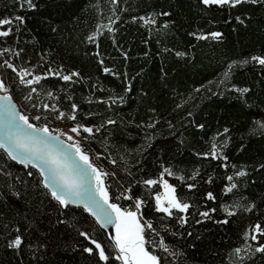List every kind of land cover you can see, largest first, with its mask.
I'll return each instance as SVG.
<instances>
[{"label":"trees","instance_id":"1","mask_svg":"<svg viewBox=\"0 0 264 264\" xmlns=\"http://www.w3.org/2000/svg\"><path fill=\"white\" fill-rule=\"evenodd\" d=\"M22 3L0 0V18L24 17L8 37H0V52L9 50L0 55V80L30 122L64 133L77 124L93 127L87 140L81 132L83 149L109 173L105 182L114 202L135 210L134 200H115L127 188L144 201L142 222L155 229L145 232L148 250L161 264H264V253L254 251L258 242L250 238L251 248L234 254L244 247L245 231L257 222L264 228V66L251 60L264 57V2L230 7L201 0H32L34 8ZM214 32L222 35L214 39ZM5 60L27 69L31 75L25 80L50 69L79 76L63 81L48 75L28 86ZM245 60L249 63H241ZM31 87L37 92L27 100ZM44 104L68 115L76 104V120L56 119L58 113L45 111ZM37 115L40 123L32 121ZM213 144L220 158L212 157ZM164 168L173 175L163 179L192 205L187 213L173 210L166 217L155 210L162 183L149 187L143 181L160 179ZM238 171L246 175L238 177ZM41 179L36 169H25L0 150V264H104L95 252L83 251L94 246L80 231L114 257L112 242L95 220L82 208H61ZM230 183L237 188L226 194ZM188 184L195 187L189 190ZM208 192L215 201L206 199ZM253 204L251 212L243 211ZM222 206L237 211L227 225L214 223L226 218ZM213 208L211 220L199 215ZM179 216L187 219L183 226ZM16 235L24 240L20 249L8 246ZM161 239L169 252L160 247ZM258 241L264 243V237Z\"/></svg>","mask_w":264,"mask_h":264},{"label":"snow or ice","instance_id":"2","mask_svg":"<svg viewBox=\"0 0 264 264\" xmlns=\"http://www.w3.org/2000/svg\"><path fill=\"white\" fill-rule=\"evenodd\" d=\"M117 0H113L116 3ZM264 2V0H201V3L205 6H225L236 7L242 3L257 4ZM27 5L28 8H34L35 5L32 0H23L21 7ZM162 15H169L168 13H162ZM135 19V18H134ZM145 23H155L154 20L145 19ZM239 19V18H237ZM24 23V17L15 16L13 18H0V37H8L13 32V25H19ZM7 26V27H5ZM167 27V25H165ZM18 30V28H17ZM112 31L111 28L108 29ZM222 34L218 32L211 33L212 38H219ZM199 39H205L206 37H198ZM88 39L94 40L95 34L89 36ZM9 51L4 49L3 52ZM0 52V55H3ZM99 55V53H97ZM177 55H183V53H177ZM251 60L264 66V57L253 56ZM103 63V61H100ZM241 63H249L248 60L242 61ZM4 65L16 72L20 78V82L28 86L34 83H39L42 79H46L48 75L60 76L59 72H52L44 75L34 76L32 79L25 80L24 77L31 75L27 69L18 70L12 63L7 60L4 61ZM235 62L228 65V69L223 73L224 79L220 83H224V80L228 79L232 67ZM105 73L110 72L108 68L104 69ZM74 76H79V73L73 72L70 75H62L60 78L63 81H71ZM199 90V89H198ZM8 87L3 80H0V92L8 93ZM242 93L248 91L247 88L239 90ZM35 87L30 88V93L25 99L31 100L32 93H36ZM49 97L53 96V93H48ZM70 99V98H69ZM122 99V98H121ZM0 101L6 103H0V150L7 155L12 161L17 162L24 166L25 169L31 167L36 169L41 179V184L44 189L50 194L51 198L55 200L61 208L67 209L70 206L83 209L84 212L88 213L95 219V222L101 228H107L109 225H114L115 235L109 237L112 241V247L116 250V255L111 256L106 251V246H103L95 238H93L88 232L80 231L79 235L85 240H88L93 247H86L83 249L84 252L89 255H93L94 252L98 255V259L104 264H109L111 259L119 261L120 264H161V257L150 252L146 247L150 242L146 239V230H151L155 233V229L151 222L144 221L141 223L143 217L139 215L140 209L144 201L142 199L133 197L131 195V188L125 189L119 195L115 197V200L121 199L134 200L135 210L130 208H124L119 203L111 202L112 197L109 194L108 185L105 184V178L109 173L103 171L99 166L93 163L90 155L85 151L79 140H76L73 135L60 132L59 135H54L53 132L59 131L56 129H50L47 124L37 127L31 123L29 116L16 110L15 105L11 103L12 97L9 94L0 96ZM115 102V101H113ZM36 107V105H33ZM43 108L45 111H52L58 113L56 119L63 120L65 118L69 120H76V111L78 106L72 104L71 114L68 115L63 111H60L55 105L51 107L48 104H44ZM36 121H40L42 116L37 115L32 117ZM107 124H115L116 121L108 120ZM154 124L148 125V127H154ZM200 127H203L202 125ZM75 136H80L81 132L87 133L88 136H84L83 139L87 140L89 136L94 135L93 127L84 126L77 124L76 126L69 129ZM100 128H96L95 132H99ZM225 133L228 129L224 130ZM64 135L71 143L65 144L64 141L60 140V136ZM212 157L220 158L216 155V145H212ZM207 156L208 154H204ZM97 159L100 157L97 156ZM226 159V158H225ZM112 164H115V160H111ZM226 166V165H225ZM264 168V165H261ZM167 173L169 176L173 175L169 168H164L160 175V179H146L143 184L146 186H156L158 184L163 185L165 194L163 198L160 194L155 196L157 212L163 213L166 217L173 215V210L179 213H187L192 207L191 204L182 201L176 196V189L170 185L167 180L163 179L164 174ZM199 173H195L191 179H195V176ZM31 176L32 172H28ZM114 175V173L112 174ZM245 171H238L236 176L244 177ZM183 180V177H180ZM229 182L233 181V176H228ZM211 182V179L209 180ZM188 189L191 190L195 187L194 184H188ZM237 188L236 183H230L225 188V193H231ZM206 199L209 201H215L216 197L212 192L206 194ZM232 206H222V210L226 214V218L223 220H216L214 223L227 225L229 219L237 214V211L230 210ZM255 205L246 206L243 208L245 212H251ZM239 210V206H237ZM216 209H209L199 213L200 216L205 219L211 220L212 213H215ZM181 226L187 223L185 216L177 217ZM203 221H197L201 223ZM18 231V230H17ZM189 236L192 233H188ZM258 237H264V228L257 222L251 227L250 231H245L243 239L245 241L244 247H238L234 249V254L239 256L242 251L251 248V245L247 243L249 238L252 241H257L258 246L255 247L256 253H264V243H259ZM24 244V240L20 235H16L14 239L9 242L10 248L20 249ZM160 247L164 252H169L168 247L164 244L163 239L160 241ZM175 255V253H172ZM243 259V257H240Z\"/></svg>","mask_w":264,"mask_h":264},{"label":"water","instance_id":"3","mask_svg":"<svg viewBox=\"0 0 264 264\" xmlns=\"http://www.w3.org/2000/svg\"><path fill=\"white\" fill-rule=\"evenodd\" d=\"M8 90H9V89H8ZM6 94L11 95V97H12V101H11V103L15 105L16 110L24 114V112H23V110H22V108H21L19 102L17 101V99L14 97V95L11 93L10 90L8 91V93L0 92V96H4V95H6ZM0 103H6V102L0 101ZM31 123H32V122H31ZM33 124H34V123H33ZM35 125H36L37 127H40V126L37 125V124H35ZM53 134H54V135H59L60 133H58V132H53ZM60 140H61V141H64L65 144H67V143H71V141H68V140H67L65 137H63L62 135L60 136ZM96 166H97V165H96ZM105 184H106V182H105ZM111 202H114V201L112 200ZM115 203H116V202H115ZM74 207H75V206H74ZM81 208H82V207H81ZM91 217H92V216H91ZM92 218H93V217H92ZM93 219H94V218H93ZM94 220H95V219H94ZM102 229L106 232L108 238L111 237V236H113V235H115V228H114V225H109L107 228H102ZM109 240H110V239H109ZM110 241H111V240H110ZM111 242H112V241H111ZM93 246H94V245H93Z\"/></svg>","mask_w":264,"mask_h":264},{"label":"rangeland","instance_id":"4","mask_svg":"<svg viewBox=\"0 0 264 264\" xmlns=\"http://www.w3.org/2000/svg\"><path fill=\"white\" fill-rule=\"evenodd\" d=\"M35 117V116H34ZM32 121H34L35 123H40V121H36V120H32ZM41 125V124H40ZM52 129H56V130H59V131H56V132H58V133H60V132H64V130L62 129V128H60V127H57V126H53L52 127ZM65 130H66V128H64ZM68 132V131H67ZM68 135H73L74 136V138L76 139V140H79L80 141V143H81V146H82V148H83V141H82V139H81V137L80 136H75V134L74 133H67ZM65 138L67 139V137L65 136ZM97 157V155H95V158ZM91 158V157H90ZM92 159V158H91ZM93 160V159H92ZM94 163V162H93ZM95 165H97V166H99V167H101L99 164H98V162H95L94 163ZM102 169H103V171H105V172H107V170H105L104 169V167H101ZM164 180H167L168 181V183L170 184V181L167 179V178H164ZM171 185V184H170ZM162 191L159 193L161 196H162V198H163V195L165 194V189H164V187H163V185H162ZM140 215V214H139ZM141 223H143L142 222V220H141Z\"/></svg>","mask_w":264,"mask_h":264},{"label":"bare ground","instance_id":"5","mask_svg":"<svg viewBox=\"0 0 264 264\" xmlns=\"http://www.w3.org/2000/svg\"><path fill=\"white\" fill-rule=\"evenodd\" d=\"M64 137V136H63ZM106 180V179H105Z\"/></svg>","mask_w":264,"mask_h":264}]
</instances>
